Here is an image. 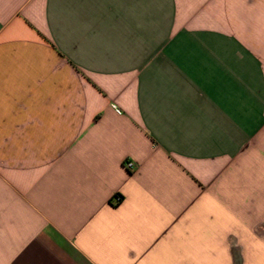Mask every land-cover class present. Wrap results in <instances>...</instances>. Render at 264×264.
<instances>
[{
	"label": "crops",
	"instance_id": "obj_1",
	"mask_svg": "<svg viewBox=\"0 0 264 264\" xmlns=\"http://www.w3.org/2000/svg\"><path fill=\"white\" fill-rule=\"evenodd\" d=\"M0 264H264V0H0Z\"/></svg>",
	"mask_w": 264,
	"mask_h": 264
},
{
	"label": "built area",
	"instance_id": "obj_2",
	"mask_svg": "<svg viewBox=\"0 0 264 264\" xmlns=\"http://www.w3.org/2000/svg\"><path fill=\"white\" fill-rule=\"evenodd\" d=\"M112 107H113V109L115 110V112H116L117 114H121V111H120V109H119L117 106L112 105Z\"/></svg>",
	"mask_w": 264,
	"mask_h": 264
}]
</instances>
